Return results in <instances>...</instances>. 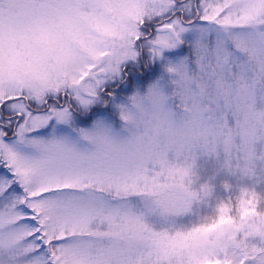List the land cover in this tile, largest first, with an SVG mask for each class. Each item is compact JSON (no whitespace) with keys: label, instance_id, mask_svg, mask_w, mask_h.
Masks as SVG:
<instances>
[{"label":"snow or ice","instance_id":"snow-or-ice-1","mask_svg":"<svg viewBox=\"0 0 264 264\" xmlns=\"http://www.w3.org/2000/svg\"><path fill=\"white\" fill-rule=\"evenodd\" d=\"M0 264H264V0H0Z\"/></svg>","mask_w":264,"mask_h":264},{"label":"rangeland","instance_id":"rangeland-1","mask_svg":"<svg viewBox=\"0 0 264 264\" xmlns=\"http://www.w3.org/2000/svg\"><path fill=\"white\" fill-rule=\"evenodd\" d=\"M201 163H204V161H201ZM209 166V168H210V165H208Z\"/></svg>","mask_w":264,"mask_h":264}]
</instances>
